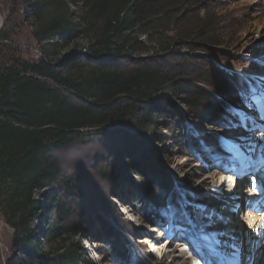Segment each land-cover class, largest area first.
<instances>
[{
  "label": "rangeland",
  "instance_id": "1",
  "mask_svg": "<svg viewBox=\"0 0 264 264\" xmlns=\"http://www.w3.org/2000/svg\"><path fill=\"white\" fill-rule=\"evenodd\" d=\"M100 3L111 5L113 0H0V70L17 60L31 64L47 60L51 64L63 62L66 67L75 64L73 69L65 71L74 78L91 69L130 71L142 67L182 69L193 66L206 70L213 65L230 71L242 83V76L247 79L259 75V80L264 77V0H166V14L161 13L151 20V24L142 29L144 32L136 30L126 34L138 39L133 49L123 51L117 46L112 56L92 58L93 39L103 23L101 19L93 21L95 28H90L85 18L89 6ZM36 7L45 9L41 20L35 16ZM69 15L72 22L79 25L77 29L81 32L77 38L58 37L52 42L38 40L37 33L45 23L58 18L63 21ZM195 21L213 24L218 39L215 45L208 46L197 39L189 40L193 48L180 43L179 38L195 27ZM203 43L208 47L202 46ZM167 46H170L169 51ZM190 83L192 88L203 85L191 80ZM204 89L215 96L213 102L217 101L224 116L222 124L190 109L184 97L166 90L157 93L142 110L124 115L125 124L84 131L81 140H74L68 147L52 153L61 175L44 192L53 190L63 195L68 192V186L74 185L75 193H71L74 200L69 204L74 212L68 221L69 225H74V233L65 236L66 244L79 242L94 264H138L143 259L149 264H178L173 262L172 255L162 260L153 255L155 246L139 240L147 236L145 229L128 220L131 213L141 218L147 228L156 229L153 232L158 230L154 235L165 233L160 240L168 242L175 254H180L185 246L165 237L180 239L187 245L192 238L197 239V243L205 240V235L197 234L189 225H174L169 220L158 223L152 218L144 221L139 204L145 200L160 204L169 190L184 197L188 195L201 204L195 210V220L201 223L199 228L213 223L225 230L233 223L241 226L243 214L234 209L236 203L234 208L227 209L226 204H221L224 201L220 200L219 206L218 198L214 199L212 194L216 176L220 171L224 176L228 174L208 157L191 151L189 145L199 144L198 137L202 136L230 137L233 130L242 129L237 112L248 116L256 112L248 108L252 105L243 106L242 94L230 99L208 87ZM252 92L262 103L264 92L259 88ZM72 101L81 100L73 97ZM248 136L257 138L252 133ZM165 178L169 186H163ZM220 189L223 195L228 184ZM237 189L239 195H245L241 193L244 191L241 185ZM40 192L35 190L33 197L39 198ZM168 213L164 215L169 216ZM41 214L48 216L45 201L38 208V215ZM42 232L39 239L43 241L45 230ZM13 238L14 229L6 223L0 207V264H11L16 255Z\"/></svg>",
  "mask_w": 264,
  "mask_h": 264
},
{
  "label": "trees",
  "instance_id": "2",
  "mask_svg": "<svg viewBox=\"0 0 264 264\" xmlns=\"http://www.w3.org/2000/svg\"><path fill=\"white\" fill-rule=\"evenodd\" d=\"M165 2L113 0L111 5L89 6L85 22L90 28L93 21L101 19L103 23L93 39L92 58L112 56L117 46L123 51L133 49L138 39L126 34L144 32L142 29L151 20L166 14ZM34 13L41 20L45 9L36 7ZM68 17L45 23L37 33L38 40L77 38L81 32L77 29L79 25L72 22L71 15ZM214 29L210 22L195 21V27L179 38L180 43L193 48L189 40L197 39L208 46L215 45L218 39ZM206 43L202 46H207ZM72 65L17 60L0 70V207L6 223L14 229L16 255L11 264H94L79 242L65 243V236L74 233V225L68 224L74 212L69 205L74 200L71 196L75 193L74 185L68 186L63 195L53 190L44 192L61 175L60 166L52 159L53 152L81 140L84 131L125 124L124 115L142 110L157 93L166 90L184 97L190 109L220 123L224 116L217 101L213 102L215 96L204 87L230 99L244 88L236 75L214 65L206 70L193 66L142 67L130 71L91 69L78 78L65 72L73 69ZM190 80L203 85L192 88ZM73 97L81 101L73 102ZM168 182L165 178L163 186H169ZM35 190L41 191L37 199L33 197ZM168 197L176 201L178 198L172 190L168 191ZM165 200L160 204L145 200L139 207L144 215L157 214ZM42 201L48 216L38 215ZM44 230L42 241L39 234Z\"/></svg>",
  "mask_w": 264,
  "mask_h": 264
},
{
  "label": "bare ground",
  "instance_id": "3",
  "mask_svg": "<svg viewBox=\"0 0 264 264\" xmlns=\"http://www.w3.org/2000/svg\"><path fill=\"white\" fill-rule=\"evenodd\" d=\"M263 140H264V138H263ZM220 173H221V171H220ZM220 173L218 174V176H216L217 181H216V186L215 187L218 188V189L222 188L224 186V184L225 185L226 184H230L229 183L230 178L225 177V176H223ZM232 187H233V185H232ZM230 188H231V185H228V190L227 191L226 190L225 191L223 190V195L220 194V193L219 194L218 193L216 194L218 196L217 197L218 198L217 199L218 201L216 200V202L219 204V206H221V204L222 205L223 204H226L225 205V208H227V209L228 208H234V205L236 203L235 201H231L230 198H229V196H227V197L225 196L226 192H227V195H229V193H230V190L229 189ZM244 192H241V193L244 194ZM246 193H247V194H245L246 196H248L250 194L247 191H246ZM237 194H238V189H237ZM245 195H242V194L239 195L238 194L239 197H243ZM213 196H215V194H213ZM251 199H252V196L250 195L249 200H251ZM220 200L221 201H224V202L220 204V202H219ZM230 205H231V207H229ZM241 219H242V221L241 222L239 221V222H240V224H241L242 227L241 226L239 227L238 224L235 225L233 223L232 225L230 224V227L226 228V232L230 236L242 237V239L247 238L249 241H253V240L259 239L260 237H259V235H257V233H258L257 226H256V224L254 222V221L257 220V218L255 216H253V215H250V213H245L244 215H242V218ZM128 220L131 221V222H133L136 227H141V228L145 229V231L147 232V236L144 237V239L142 238V239H139V240H141V242H143L145 244H148L149 243L151 246L152 245L155 246V248H154L155 252H153V253L151 252L153 255H155L157 257L160 256L161 260L163 259V257H167L168 255L169 256L172 255L173 256L172 258H173V262L174 263H178V264H188L187 261H188V258L189 257H186L185 256L186 253L184 252L185 251V248L184 247L181 248V253L182 254L181 253L180 254H175L176 253L175 250L172 249L170 247V245L168 247V242L166 243V242H163L162 240H160L162 238V236H164V234L159 235V236L154 235L155 233L158 234V230L155 231V232H153L156 229L150 228V227L147 228L144 225V222H143V220L141 218H138L137 216H135V215H133L131 213L129 214ZM259 220H261V219H259ZM235 222H237V221H235ZM253 249H254V247H253ZM253 249H251V250L253 251ZM252 251L250 252V254L253 253ZM258 252L260 253L261 250L257 248L256 254ZM164 253H166L165 256H164ZM242 255H247V254H244V251H242Z\"/></svg>",
  "mask_w": 264,
  "mask_h": 264
},
{
  "label": "snow or ice",
  "instance_id": "4",
  "mask_svg": "<svg viewBox=\"0 0 264 264\" xmlns=\"http://www.w3.org/2000/svg\"><path fill=\"white\" fill-rule=\"evenodd\" d=\"M258 88L264 92V77H262L258 81ZM260 147L262 150H264V141L260 142ZM255 171V169H254ZM251 188L253 191L257 190V184H256V177H252V184ZM257 235H260L261 238L251 241L254 248H258L261 250L262 254L259 257L254 258L250 255H242V247L237 246L234 244H230L229 247L234 249L229 255H220L219 260L225 262V264H253V261L255 260V264H264V235L257 233ZM218 246L220 242H217ZM208 264H212V262H208Z\"/></svg>",
  "mask_w": 264,
  "mask_h": 264
}]
</instances>
